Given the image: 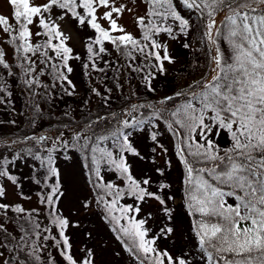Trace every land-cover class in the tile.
Segmentation results:
<instances>
[{
	"label": "snow or ice",
	"instance_id": "snow-or-ice-1",
	"mask_svg": "<svg viewBox=\"0 0 264 264\" xmlns=\"http://www.w3.org/2000/svg\"><path fill=\"white\" fill-rule=\"evenodd\" d=\"M7 2L12 16L0 15V33L15 45L22 75L13 71L3 48L0 68L23 85L27 103L26 111L15 112L12 85L0 71V106L26 116L32 131L11 140L0 135V264H25L22 253L32 264H99L96 236L79 232L75 213L66 215L62 207L70 189L57 154L68 161L77 152L96 193L95 201L84 198L81 207L101 206L139 264H189L182 253L173 255L158 243L179 234L186 215L193 218L191 230L208 264H264V0H179L203 17L207 71L158 99L137 96L131 81L139 78L146 93L158 95L154 82L166 79L170 66L174 85L185 72L175 69L178 57L169 41L187 37L191 25L173 0H146L151 7L134 17L138 34L120 22L134 13L132 0ZM69 19L92 32L81 65L85 77L91 81L92 72L100 73L112 86L92 85L81 97L70 78V61L81 56L73 54L64 31ZM31 26L40 30L34 33ZM34 36L46 39L35 43ZM106 44L116 59H105L112 56ZM182 48L196 51L187 40ZM45 74L51 83L41 80ZM93 96L100 100L96 111L90 107ZM65 97L79 98V107L66 103L57 114L56 101ZM4 125L19 130L16 119L0 120ZM162 128L173 138L172 151L183 168L179 206L170 179L174 160L161 142ZM21 144L28 147H15ZM18 161L38 163L18 174L12 170ZM102 166L121 183L106 181ZM126 196L133 202L120 204ZM33 197L35 206H27ZM78 235L85 240L76 250Z\"/></svg>",
	"mask_w": 264,
	"mask_h": 264
},
{
	"label": "rangeland",
	"instance_id": "rangeland-1",
	"mask_svg": "<svg viewBox=\"0 0 264 264\" xmlns=\"http://www.w3.org/2000/svg\"><path fill=\"white\" fill-rule=\"evenodd\" d=\"M39 2V0H36ZM134 5V13L128 14L126 13L120 20V22L131 32L134 34H138L140 29L136 27L134 22L135 15H143L148 6L143 0H132ZM174 5L177 6V10L187 19L190 20V30L187 37H181L178 41H169V46L172 50H174L175 55L178 57V62L175 65V69L183 68L185 72L176 80L175 85L173 84L174 79V70L170 66L169 75L166 79H161L160 81L154 82L159 84L158 95H154L152 93H146L144 88L142 87L141 81L139 78H133L131 83L133 85V90L136 91L137 96H143L148 99H158L159 96H163L166 94H170L174 87H185L189 82L194 80L200 79L201 75H199L198 71L195 69V63L197 56V50L201 49L203 46V41L201 40L202 36V27L199 24H195L194 20L199 19L200 15L194 9H187L184 7L179 0H173ZM12 8L9 6L7 0H0V15H4L6 17L12 16ZM222 19L221 16H217V22L219 25L220 20ZM167 23H171V19ZM31 30L35 33L40 29L36 26H31ZM64 31L70 35L71 39L69 40V45L73 48V54L80 55V61H70L74 71L70 74V78L73 82L77 85L78 91L83 97L87 94V89L95 85L97 87L103 88V85L106 83L108 86H112L111 80H104L103 75L100 73L92 72V79L89 81L87 77H85L84 72L85 70L82 68V64L84 63L86 57V50L85 44L88 42L87 37L92 35L91 30L87 28H79L73 20H67L64 26ZM46 38L41 37H33V41L35 43H44ZM190 41L192 43V49H196V51H191L182 48V43L185 41ZM112 51V56L108 57L105 56V59H116V53L112 49V46L105 45ZM221 46L227 53L229 48L228 45L221 41ZM0 48H3L7 53V60L13 66V71L17 74L22 75V71L18 64L17 54L14 51L15 45L12 44L7 34L0 33ZM227 49V51H226ZM34 59H36L34 57ZM42 59V57H41ZM120 64L125 63L124 57L118 58ZM38 67H43L37 62ZM100 66H103V61H100ZM204 71V69H202ZM0 71H3L6 79L8 80L9 84L12 85V92H13V104L15 108V112L19 113L21 111H26L25 109V93L24 87L21 83H18L15 77H7V71L0 68ZM114 71V70H113ZM113 71L108 72V76L111 77L113 75ZM45 72L47 70L45 69ZM135 77V74H132ZM46 80L42 81L44 83H51V77L45 74L44 76ZM121 81L125 79L124 75L120 76ZM129 91V85L125 84L124 92L127 94ZM114 100L117 103H120V98L117 96L115 91L113 92ZM72 104L74 108L79 107V98H71L65 97V101H56V109L55 112L59 113L62 109L65 108V105ZM100 105L99 98L93 96L90 107L93 111H96ZM46 107V106H45ZM113 108L117 107V104L114 103L112 105ZM102 111H106L105 109H101ZM8 119H16L19 125V129L27 123V117L23 115H15L12 113V107H8L5 109L3 106H0V120H8ZM27 126V125H26ZM164 135L161 136V142L165 144L166 147L169 148V155L173 157L174 166L172 168V173L170 176L171 181L173 182V190L176 193L177 197V205L179 206V202L181 199V189L183 187L181 183L183 168L179 165V162L175 160V156L172 151V143L173 138L168 134L166 130H164ZM19 130L12 125H4L0 126V135L6 137V140H11L15 135L13 133L18 134ZM32 131V130H31ZM19 135V134H18ZM0 150H2V145H0ZM72 154V153H70ZM5 155H9V153L5 152ZM72 160H64L62 154H57V163L63 166L64 171L66 173V178L68 180L69 185V192L66 194L67 199L63 201L62 207L64 209V213L66 215L75 213V219L80 223L81 228L78 230L79 232H84L86 230L92 231L93 234L96 236L95 245L96 248L100 250L98 255L99 264H139V262L126 251V249L122 246L120 240L117 239L118 233H114L112 229L116 227L115 223H109L106 220L104 210L101 206H98L95 202L87 208L83 209L81 207V201L84 198H88L94 201L93 195L91 193L90 187L87 183V177L85 176L84 172L85 169L83 168V161L80 159V153L72 154ZM28 163H36L34 161L29 162H21L18 161L17 164L19 167H14L12 170L16 173H25L29 170ZM134 168L138 169V165L134 164ZM102 175H104L106 181H110L113 183L120 184L121 181L117 179V175L113 171H108L106 166H102ZM10 198H15L14 196ZM133 201L130 197H125L124 200L120 201V204H131ZM36 201L35 197L33 200L27 204V206H35ZM183 211V210H181ZM155 219V218H153ZM43 220V219H42ZM47 223V220L44 221ZM157 228L156 223H152V230L155 231ZM180 233L177 234L175 237L164 240L158 241L161 248H168L173 255L182 253L184 256L187 257L189 264H208L207 258L204 254L201 253L199 248L198 239L195 236V233L191 230L192 224L190 216H185L184 219L180 222ZM73 232H77V230L73 229ZM75 239L77 243L75 244V249L78 250L80 247L83 246V242L85 240L84 236H76ZM91 246V244L89 245ZM53 254L55 253V249H52ZM119 253L116 255L115 253ZM57 260H60V257L57 255ZM151 261H147L146 264H150Z\"/></svg>",
	"mask_w": 264,
	"mask_h": 264
},
{
	"label": "trees",
	"instance_id": "trees-1",
	"mask_svg": "<svg viewBox=\"0 0 264 264\" xmlns=\"http://www.w3.org/2000/svg\"><path fill=\"white\" fill-rule=\"evenodd\" d=\"M145 3H146V0H143ZM148 6H150V5H148ZM151 7V6H150ZM195 10V9H194ZM202 19H203V17H201L200 16V18L199 19H195L194 20V22H195V24H199L200 26H201V21H202ZM203 46L201 47V49H199V50H197V56H195L194 58H196V63H195V69L198 71V73H199V75H201L202 76V74L205 72V71H207V64H208V61H207V58H206V55H205V52H206V49H203ZM226 51H227V49H226ZM229 51V50H228ZM199 65V67L197 68L196 67V65ZM202 69H204V71L202 70ZM43 79V81L44 80H46V78L44 77V76H42L41 77V80ZM24 93H25V100H26V91H25V89H24ZM26 103H27V100H26ZM60 113V112H59ZM59 113H57V114H59ZM27 125V123L26 124H24L20 129H19V135L18 134H16L12 139H15L16 138V136H20V135H23L25 132H28V133H30L31 132V129L28 127V125ZM30 146V145H29ZM16 148H27L28 146H26V145H23V144H21V145H16L15 146ZM36 163H38V162H36ZM91 190V189H90ZM91 193H92V195H93V198H94V201H95V198H96V193H94L92 190H91ZM41 219H44V217H43V214L41 215ZM190 219H191V224H192V222H193V218L190 216ZM205 256H206V254H204ZM22 260H24L25 261V264H32V261L25 255V254H21V257H20ZM151 264V263H150Z\"/></svg>",
	"mask_w": 264,
	"mask_h": 264
}]
</instances>
